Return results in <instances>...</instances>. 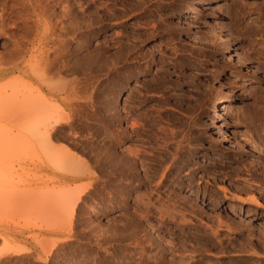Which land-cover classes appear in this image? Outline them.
Instances as JSON below:
<instances>
[{
	"label": "rangeland",
	"instance_id": "obj_1",
	"mask_svg": "<svg viewBox=\"0 0 264 264\" xmlns=\"http://www.w3.org/2000/svg\"><path fill=\"white\" fill-rule=\"evenodd\" d=\"M25 1L8 0L13 13L0 20V51L16 47L23 56L16 58L20 70L0 77V112L1 99L8 103L0 115L34 101V86L39 90L32 94L50 95L67 113L53 130L51 151L64 148L80 178L71 185L45 182L54 175L37 166L46 151L23 125L39 113L19 111L0 122V147L2 133L15 135L22 126L28 132L18 148L0 156V198L12 197L0 201V227L9 235L0 237V264H264V104L258 101L264 98V0H203L194 14L186 10L199 0H39L35 10ZM41 53L53 71L41 65ZM3 59L0 66L12 65ZM49 70L53 75H44ZM55 81L61 86L51 87ZM28 82L30 92L23 87ZM164 170L165 188L180 189L182 195L172 197L188 223L183 213L165 223L140 215L141 200ZM76 183L86 193L74 212L68 206L69 219L51 203L43 206L46 213L34 201L46 197L48 187L74 190ZM19 188L31 202L14 204ZM152 223L158 232L151 230L148 239L143 228Z\"/></svg>",
	"mask_w": 264,
	"mask_h": 264
},
{
	"label": "bare ground",
	"instance_id": "obj_2",
	"mask_svg": "<svg viewBox=\"0 0 264 264\" xmlns=\"http://www.w3.org/2000/svg\"><path fill=\"white\" fill-rule=\"evenodd\" d=\"M12 1V0H11ZM17 1V0H16ZM23 1H25V0H23ZM41 1V0H40ZM8 2V0H0V4L2 5L1 6V10L0 11H2V12H0V15H3V16H1V18H0V20L2 19V17H5V15H7V14H10V13H13V10H14V6L12 7V8H10L9 6H8V4L9 3H7ZM21 2V1H20ZM26 3V5H27V3L29 4V6L28 7H30V5L34 8V10L35 9H38V7H39V5H38V3H39V0H26L25 1ZM24 3V2H23ZM203 3V0H199L198 2H196L193 6H191V7H189L187 10H186V13H188V14H194V13H199L201 10H202V6H201V4ZM17 4V3H16ZM10 5H12V4H10ZM24 5V4H23ZM42 5V4H41ZM18 6V5H17ZM16 6V7H17ZM8 7L10 8V11H9V9H8ZM6 8V9H5ZM23 8V7H22ZM263 8V7H262ZM11 9H13L12 11H11ZM44 9V8H43ZM80 10V9H79ZM235 10V9H234ZM37 11V10H36ZM45 11V10H44ZM44 11H43V13H44ZM263 11V14H264V10H262ZM48 12V11H47ZM78 12V11H77ZM42 13V12H41ZM42 13V14H43ZM79 13V12H78ZM85 13V12H84ZM241 13V12H240ZM45 14V13H44ZM43 14V15H44ZM235 14V13H234ZM13 15V14H12ZM48 15V14H47ZM82 15V14H81ZM261 17H263L264 18V15H260ZM40 20V19H39ZM2 21V20H1ZM8 22V21H7ZM36 24H37V22H36ZM38 25V24H37ZM263 25V24H262ZM2 26H3V23H2ZM5 26V25H4ZM3 26V27H4ZM264 26V25H263ZM262 26V27H263ZM45 27V26H44ZM43 27V28H44ZM261 27V26H260ZM39 28V27H38ZM3 32V31H2ZM263 35V34H262ZM53 36H54V34H53ZM58 36V35H57ZM56 36V37H57ZM61 36V34L59 35V37ZM55 37V36H54ZM51 40H52V38H50ZM56 42V41H55ZM48 43V42H47ZM46 43V44H47ZM54 43V42H53ZM50 44V43H49ZM56 44V43H55ZM65 43H63L62 45L63 46H65V45H67V44H65ZM54 45V44H53ZM57 45V44H56ZM48 47H49V45H48ZM45 48H47L46 46H45ZM56 48H58V47H56ZM263 48V47H262ZM7 49H8V47H7ZM21 49V48H20ZM23 50V49H22ZM21 50V51H22ZM29 50V49H28ZM52 50V49H51ZM264 50V49H263ZM19 50L18 49H16V47L14 48V49H10V50H7V51H5V52H1L0 51V59L3 57L4 59H5V62L7 61V62H12L11 64L12 65H10V66H6V67H2V65L0 66V77H3V76H5V75H7V74H10V73H13V72H15V71H17V70H20V65H21V60H16V58L17 57H19V53H20V51L18 52ZM39 51V50H38ZM41 51V50H40ZM46 51V53H48V51L47 50H45ZM44 51V52H45ZM43 51H42V53H44ZM51 52V51H50ZM58 52V51H57ZM42 53H41V55L40 56H42ZM62 53H64V52H62ZM22 53H20V55H21ZM59 55H61V52H59L58 53ZM46 57H48L46 54H44ZM51 55V54H50ZM31 56V55H30ZM64 56V55H63ZM21 57H23V56H21ZM21 57H19V59L21 58ZM50 57V56H49ZM59 57V56H58ZM92 57V56H91ZM42 58H43V60H44V57L42 56ZM51 58H53V56L51 55ZM50 58V59H51ZM55 58H56V55H55ZM3 59V60H4ZM18 59V58H17ZM46 59H49V58H46ZM45 59V60H46ZM39 60H41V58L39 59ZM45 60H44V62H41V65H43L44 63H47V64H51V66L49 67V65H48V67H49V69L50 68H52L53 66H52V61H50L49 60V62L50 63H48L47 61L45 62ZM52 60V59H51ZM59 59H57V61H58ZM38 61V60H37ZM2 62V61H1ZM6 62V63H7ZM39 62V61H38ZM37 62V63H38ZM43 63V64H42ZM54 63H55V61H54ZM53 63V64H54ZM8 64V63H7ZM31 65H32V63H31ZM30 65V66H31ZM35 65V64H34ZM40 65V64H39ZM45 65V64H44ZM43 65V66H44ZM55 65V64H54ZM58 65V64H57ZM65 65V64H64ZM67 65V64H66ZM261 65L262 64H260L259 66L261 67ZM47 66V65H46ZM46 66H44V67H46ZM33 67V66H32ZM31 67V68H32ZM59 67V66H58ZM68 67V66H67ZM62 67L60 66V70H63V68L61 69ZM65 68V67H64ZM33 69H35L34 67H33ZM40 69V68H39ZM48 69V68H47ZM55 69H57V68H55ZM67 69V68H66ZM260 69V68H259ZM46 69H44V71H45ZM260 70H262V69H260ZM33 72L32 73H34V70H32ZM44 71H42V72H44ZM52 71H53V68H52ZM57 71V70H56ZM55 71V72H56ZM263 71H264V61H263ZM37 74L36 75H38V77L41 79V77H42V73L39 71V70H37V71H35ZM47 73L48 72H51L50 70L49 71H46ZM54 72V73H55ZM60 71H58L56 74H58ZM52 73V75H53V72H51ZM62 73V72H61ZM30 75V74H29ZM44 75H49V73L48 74H44ZM57 76V75H56ZM59 76H60V74H59ZM58 76V77H59ZM23 77V76H22ZM32 77V76H31ZM47 77H49V76H47ZM46 76H45V78H47ZM52 78H53V76H51ZM54 78H55V76H54ZM53 78V79H54ZM60 78H62V77H60ZM35 79V78H34ZM30 81V80H29ZM35 81H37L36 79H35ZM47 81V80H46ZM22 82V81H21ZM23 82H24V80H23ZM29 83V82H28ZM36 83V82H35ZM39 83H41V82H39ZM43 83H46L45 81L43 82ZM56 83V84H55ZM60 83L59 81H55V82H53V83H50V85H51V87H52V84L53 85H55V86H58V84ZM37 84V83H36ZM35 84V85H36ZM42 84V83H41ZM41 84H39V86L41 85ZM48 84V83H47ZM4 85H6V84H4ZM3 84H1V87L2 86H4ZM23 85V84H22ZM28 85H29V88L30 87H32V86H30L31 84L29 83V84H27V87H25V84L23 85V87L24 88H28ZM46 84H44V86H45ZM65 85V84H64ZM76 85H77V83H76ZM75 85V86H76ZM42 86V85H41ZM61 85H59L58 87H60ZM16 87L17 86H15V89L11 92V94H10V97H9V99H7V101L9 102V101H12L13 99H11L12 97V94L14 95V94H16V93H18V89L19 88H17L16 89ZM20 87H21V85H20ZM22 87V88H23ZM36 86H34L33 88L35 89V90H39V89H37V88H35ZM48 87V86H47ZM46 87V88H47ZM23 88V89H24ZM29 88H28V91H29ZM41 88V87H40ZM50 88V87H49ZM57 88V87H56ZM65 88V87H64ZM72 88H73V86H72ZM71 88V89H72ZM77 88V87H76ZM58 89L59 88H57L56 89V91L57 92H60V91H58ZM70 89V90H71ZM26 90V89H25ZM35 90H33L32 88H31V92L29 93V94H31L32 95V97H35L33 100L34 101H32V99L31 98H29L30 100L29 101H31L30 103H28L29 101L27 100V91H26V93H23L22 91V94H24V96H22L23 97V99H25V101H28L27 103V105H25L24 103L22 104H20L19 103V107H17V105H13L12 107H10V111H9V113L5 116L4 114V116L1 118V115H0V122L2 121V120H7V121H9V117H12L13 115H15V113H17V112H19V111H26V110H34L33 112L34 113H32L33 115L35 114V113H41L42 115H44L43 116V118H41L40 117V120L38 121V116H39V114H38V116H36V114H35V119H33V118H30V117H33L32 115L29 117L30 118V120H29V122L27 123V122H25V123H23V125H25V127L26 126H33L35 123V125L33 126V127H30L29 126V131L31 132H27V128H24V126H22V124L20 125V129H21V126H22V129L21 130H18V132H16L15 133V135H13L10 131H7V132H4V133H2V135H1V137L4 139V142H5V146H2V147H0V156H3V155H6V154H8L9 153V151H8V149H10L11 147H12V145H14L15 144V146L17 145V143L19 144L20 142H21V140L24 138V136H25V132L26 133H28V135H31V137L33 138V139H36L37 140V147L39 146L38 144H41V146H39L38 148H40V147H42L43 149H45V151H46V155H45V157L46 158H41V160H40V158H39V161H40V163H37V166L39 167V170L40 171H50L51 173H53L54 175L51 177V178H48L45 182L46 183H48V182H59V183H62V180H64V179H67V183H68V185H71L72 184V182H74V181H78L79 180V176H77V174H79V172H80V170H79V166L77 165V174L75 173H73V169H72V164L74 163V161L73 160H75V159H71L72 158V156H69V155H67V154H65L64 152V148H60V150H57L56 152H52L51 151V149H52V142H54L53 140H52V135H55V134H53L54 132H53V130L55 129V126L56 125H58V124H60L62 121H64L65 119H66V116L63 114V113H66V112H64L63 111V113H61L62 112V105L61 104H58V103H53V102H51V100H50V95H49V97L44 93H40L39 91V93H35V95L34 94H32V91H35ZM41 90V89H40ZM61 90V89H60ZM69 90V89H68ZM20 91V90H19ZM21 92H20V95H21ZM52 92H54V91H52ZM70 92V91H69ZM69 92L67 93V94H69ZM28 94V95H29ZM38 94V95H37ZM49 94V93H48ZM56 94V93H55ZM65 94V93H64ZM263 94V93H262ZM26 95V96H25ZM34 95V96H33ZM52 95V94H51ZM70 95V94H69ZM264 95V94H263ZM263 95H261V98H262V96ZM57 96V95H56ZM61 96V95H60ZM64 96H66V95H64ZM68 96V95H67ZM260 96V95H259ZM13 97H15V96H13ZM31 97V96H30ZM72 97V94L70 95V98ZM20 98V97H19ZM53 98V97H52ZM65 98V97H64ZM64 98H62V99H64ZM69 98V100H68V102H70V100H73V98L72 99H70ZM260 98V97H259ZM55 99H56V97H55ZM67 99H68V97H67ZM6 101V98L5 99H1V102L2 101ZM14 100H18L19 101V99L16 97V99H14ZM264 98L263 99H258V101H261L262 102V105L264 104ZM3 101V102H4ZM67 101V100H66ZM3 102H2V107L1 108H4L5 109V105H8V103H6L5 102V104H3ZM58 102V101H57ZM60 102H61V99H60ZM72 102V101H71ZM62 103H63V101H62ZM73 103V102H72ZM72 103H70V104H72ZM74 103H76V102H74ZM15 104V103H14ZM64 105V104H63ZM69 105V103L66 105V106H68ZM65 106V105H64ZM65 106V107H66ZM72 106V105H71ZM74 106H75V104H74ZM68 107H70V105L68 106ZM64 108V107H63ZM70 108H73V106L72 107H70ZM79 108V107H78ZM264 108V107H263ZM4 109H1V112H2V110H4ZM7 109H8V106H7ZM6 109V110H7ZM76 109V108H75ZM35 110H36V112H35ZM51 110H55V112H53V115H52V112H51ZM65 110V109H64ZM56 111H58L57 113L58 114H56ZM80 111V110H79ZM1 112H0V114H1ZM6 112V111H5ZM48 112H49V114L51 115H49L48 114ZM4 113V112H3ZM45 113L48 115H45ZM59 113H61V114H59ZM55 114V115H54ZM67 114V113H66ZM75 114V113H74ZM78 114H79V112H78ZM21 115H23L22 113H21ZM16 116V115H15ZM69 116V115H68ZM68 116H67V118H68ZM21 117V116H20ZM37 117V118H36ZM45 117V118H44ZM261 118H262V121H263V126L261 127L263 130H264V113L262 112V115L260 116ZM22 118H23V116H22ZM21 118V119H22ZM261 118H260V120H261ZM33 119V120H32ZM38 121V122H35V121ZM68 120H69V118H68ZM22 121H23V119H22ZM73 121V120H72ZM261 121V122H262ZM10 122H11V119H10ZM24 122V121H23ZM30 122H32V123H30ZM11 123H13V122H11ZM10 123V124H11ZM19 123H22V122H19ZM64 123V122H63ZM70 123V122H69ZM73 123V122H72ZM82 123V122H81ZM27 124H29V125H27ZM32 124V125H31ZM65 124V123H64ZM80 124V123H79ZM0 125H1V123H0ZM3 125V124H2ZM17 125V124H16ZM15 125V126H16ZM59 126H61L62 127V124L61 125H59ZM73 126V125H72ZM106 126V125H105ZM60 127V128H61ZM71 127V126H70ZM18 128H19V126H18ZM31 128H32V130H31ZM74 128V127H73ZM109 128V127H108ZM59 129V128H58ZM25 131V132H24ZM82 131V130H81ZM60 132H61V130H60ZM114 133H115V131H114ZM122 133V132H121ZM60 134V133H59ZM99 134V133H98ZM73 135V134H72ZM105 135H107V134H105ZM115 135V134H114ZM76 136V135H75ZM77 136H78V134H77ZM117 136H118V134H117ZM116 136V137H117ZM56 137V136H55ZM110 137V136H109ZM135 137V136H134ZM71 138V137H70ZM103 138V137H102ZM13 139V142H11L10 143V140H12ZM25 139V138H24ZM109 139V138H108ZM35 140V141H36ZM55 140V139H54ZM122 140V139H121ZM57 141V140H56ZM105 141V140H104ZM260 141L264 144V133H262V135L260 136ZM39 142V143H38ZM76 143V142H75ZM117 143V142H116ZM21 144V143H20ZM109 144H111V143H109ZM22 146V145H21ZM62 146V145H61ZM112 146V145H111ZM14 147V146H13ZM17 148L19 147V146H16ZM115 147V146H114ZM129 148V147H128ZM132 148V147H131ZM66 149V148H65ZM68 149L69 148H67V150L66 151H68ZM97 149V148H96ZM115 149V148H114ZM137 149V148H136ZM139 149V148H138ZM11 150V149H10ZM20 150H22V148H20ZM34 150V149H33ZM55 150V149H54ZM141 150V149H140ZM110 151H111V149H110ZM134 151V150H133ZM139 151V150H138ZM12 152H13V150H12ZM72 152V151H71ZM70 152V153H71ZM137 151L135 150V153H136ZM67 153V152H66ZM108 153V152H107ZM131 153H133L132 151H131ZM138 153V152H137ZM26 154V153H25ZM106 154V153H105ZM117 154V153H116ZM119 154V153H118ZM125 154V153H124ZM36 155H37V153H36ZM73 155V154H72ZM78 155V154H77ZM38 156V155H37ZM79 156V155H78ZM115 156V155H114ZM137 156V155H136ZM136 156H135V158H136ZM35 158H37V157H35ZM70 158V159H69ZM118 158V157H117ZM78 160H79V158H78ZM137 160V159H136ZM131 161V160H130ZM82 162V161H81ZM69 163H71V165L72 166H70V164ZM127 163V162H126ZM83 164V163H82ZM81 165V164H80ZM135 165V164H134ZM69 166V167H68ZM111 166V165H110ZM156 166H158V165H156ZM68 168V170L66 171V169ZM71 167V168H70ZM83 167V166H82ZM167 167V166H166ZM165 167V168H166ZM170 167V166H169ZM175 167V166H174ZM74 168H76V167H74ZM154 168V167H153ZM164 168V169H165ZM173 168V167H172ZM167 169V168H166ZM165 169V170H166ZM170 169V168H169ZM69 170H72V171H70L69 172ZM75 170V171H76ZM82 170V169H81ZM93 170V169H92ZM126 170V169H125ZM151 170H152V168H151ZM164 170V172L163 173H161L160 174V178H158V180H157V182H156V187L154 188V189H152L151 191H150V194H148L149 196L147 197L146 196V200H141V206H142V214H140V215H142V218L145 220V219H150L151 217H157L159 220H161L162 222H166V221H171L172 219H174L175 218V216L176 215H178V214H180V213H183V217L185 218V212H184V210H185V208L184 207H181L180 206V202H178V199L177 200H175L172 196V194H174L176 197H178V196H181L182 194H180L181 192H180V189H178V188H176V187H174V185L173 184H169V185H166V187L167 188H165V184H164V182H166L165 181V179H166V176H168L167 175V172ZM168 170V169H167ZM88 171V170H87ZM115 171V170H114ZM147 171V170H146ZM155 171V170H154ZM163 171V170H162ZM65 172H69V173H71V174H73L72 176H68ZM93 172V171H92ZM119 172V171H118ZM127 172V171H126ZM169 172H170V170H169ZM172 172V171H171ZM253 173H254V171H252ZM256 172V171H255ZM46 173V172H45ZM68 173V174H69ZM84 173V172H83ZM115 173V172H114ZM122 173V172H121ZM130 173V172H129ZM134 173V172H133ZM151 173V172H150ZM157 173V172H156ZM85 174V173H84ZM89 174H90V172H89ZM135 174V173H134ZM254 174H257V173H254ZM253 174V176H255ZM38 175V174H37ZM123 175H124V173H123ZM125 175H127V174H125ZM139 175V174H138ZM153 175V174H152ZM158 175H159V173H158ZM35 176V175H34ZM39 176H40V174H39ZM48 176V175H47ZM112 176V175H111ZM129 176H130V174H129ZM132 176V175H131ZM135 176V175H134ZM157 176V175H156ZM128 177V176H127ZM143 177V176H142ZM147 177V176H146ZM34 178H37V177H34ZM47 178V177H46ZM121 178V177H120ZM155 178V177H154ZM115 179V178H114ZM118 179V178H117ZM124 179V178H123ZM138 179V178H137ZM148 179V181H152L153 179L152 178H147ZM51 180V181H50ZM121 180V179H120ZM126 180V179H125ZM127 180H130V179H127ZM131 180H133V179H131ZM134 180H135V178H134ZM133 180V181H134ZM142 180V179H141ZM21 181V180H20ZM20 181H19V183H20ZM119 181V180H118ZM156 181V180H155ZM174 181V180H173ZM175 181H176V179H175ZM28 182V181H27ZM26 182V180L25 181H23L22 182V184H26L27 183ZM124 182H126V181H124ZM128 182V181H127ZM126 182V183H127ZM139 182V181H138ZM144 182V181H143ZM66 183V184H67ZM112 183V182H111ZM116 183V182H115ZM119 183V182H118ZM134 183V182H133ZM145 183H146V181H145ZM184 183V182H183ZM77 184V183H76ZM79 184V183H78ZM77 184V186L79 187H77L78 189H74L73 190V188L71 189V187H68V186H64V185H60V187L58 188V189H55V190H50V188L51 187H48L49 188V191H51V192H49L48 191V189L47 190H45V192H46V197L44 196V198L42 197L41 199H39V200H36V199H34V201H36V203L39 205V206H41L40 208L41 209H44V208H47V206L46 207H43V206H45V205H49L50 203H51V205H53V208L55 209L56 208V211L55 212H57L58 211V216L59 217H63L65 214H66V211L68 212V210H67V208H68V206L70 207V209H71V207L73 206V208H72V212H74L75 211V206L77 205V203H78V201H80L81 199H83L82 197H84L83 195H84V193H86V189H85V185H84V189H82V188H80V186L82 185H78ZM124 184V183H123ZM140 184V182L138 183V185ZM151 183L149 182V185H150ZM263 184V183H262ZM29 185V183L28 184H26V187ZM34 185V184H33ZM49 185V184H48ZM51 185V184H50ZM53 185V184H52ZM73 185H74V183H73ZM99 185V184H98ZM101 185V184H100ZM134 185V184H133ZM138 185H135V186H138ZM148 185V186H149ZM154 185V184H153ZM184 185V184H183ZM35 186V185H34ZM56 186V185H55ZM55 186H53V188L55 187ZM59 186V185H58ZM124 186V185H123ZM132 186V185H131ZM140 186V185H139ZM155 186V185H154ZM180 186H181V184H180ZM74 188L76 187V185L75 186H73ZM87 187H88V185H87ZM89 187H90V185H89ZM141 187V186H140ZM162 187H164L165 188V190L164 191H162L161 190V188ZM184 187V186H183ZM52 188V189H53ZM113 188H114V186H113ZM132 188V187H131ZM149 188V187H148ZM29 189H31V187H29ZM28 189V187H27V190H29ZM45 189V188H44ZM117 189H118V187H117ZM117 189H115L116 191H117ZM135 189V188H134ZM27 190H25L24 188H19L18 189V191H19V194L17 195H15L14 196V198H13V202H14V204H15V201L16 202H21L22 204L27 200V202H28V198L30 197V193H28V191ZM32 191H35V190H33V189H31ZM122 190V189H121ZM131 190V189H130ZM246 190V189H245ZM249 190H251V188L249 189ZM31 191V192H32ZM129 191V190H128ZM132 191V190H131ZM223 191H224V194H225V196H227V193H228V190H226L225 188H223ZM251 191H253V190H251ZM47 192H49V193H47ZM139 192V191H138ZM15 193V192H14ZM17 193V192H16ZM123 193V192H122ZM130 193V192H129ZM143 193V192H142ZM142 193H140V194H142ZM13 194V193H12ZM35 194V193H34ZM14 195V194H13ZM122 195V194H121ZM146 195V194H145ZM234 195V194H233ZM1 196H4V194L3 195H1ZM139 196V195H138ZM155 196H157V197H155ZM241 196V195H240ZM7 197V198H6ZM6 197L4 196V197H2V198H0L1 200V202H2V200L3 199H6L5 201H7V199L9 198V197H11L10 195H9V197L6 195ZM34 197V196H33ZM155 197V200H153V198ZM137 198V197H136ZM143 198V197H142ZM182 200H183V202H188L187 201V198L186 197H180ZM240 198V197H239ZM242 198H244V200H251V198H245V197H242ZM33 199V198H32ZM31 199V200H32ZM44 199V200H43ZM8 200H12V197L11 198H9ZM139 200V199H138ZM240 200V199H239ZM243 200V199H242ZM243 200V201H244ZM34 201H32V203L34 202ZM136 201H137V199H136ZM181 201V200H180ZM242 201V202H243ZM12 201H10L9 203H11ZM27 202H25V203H27ZM29 202H31L30 200H29ZM83 202V201H82ZM82 202H80V203H82ZM87 202V201H86ZM246 202V201H245ZM5 203V202H4ZM4 203H2L3 205H5ZM7 203V202H6ZM32 203H30V204H32ZM34 204V203H33ZM32 204V205H33ZM79 204V203H78ZM183 204H185V205H187L186 203H183ZM9 205H11V204H9ZM26 205V204H25ZM28 205V204H27ZM36 205V204H35ZM34 205V206H35ZM50 205V206H51ZM72 205V206H71ZM12 207V206H11ZM21 207V206H20ZM27 207V206H26ZM52 207V206H51ZM82 207V206H81ZM129 207V206H128ZM186 207V206H185ZM13 208V207H12ZM23 208V207H22ZM39 207H38V209H40ZM48 208H49V206H48ZM14 209V208H13ZM26 209H28V207L26 208ZM26 209L24 208L23 210H24V213H25V211H26ZM77 209H79L78 207H77ZM138 209V208H137ZM136 209V210H137ZM36 210V209H35ZM45 210V209H44ZM47 210V209H46ZM45 210V211H46ZM52 210V209H51ZM80 210V209H79ZM140 210V209H139ZM155 210V211H154ZM42 211V210H41ZM82 211V210H81ZM40 212V211H39ZM44 212V211H43ZM46 213H47V211H46ZM45 212H44V214H46ZM69 213V212H68ZM80 213V212H79ZM139 213V212H138ZM185 213V214H184ZM54 214V213H53ZM52 214V215H53ZM76 214H78V213H76ZM227 214V213H226ZM18 215H19V213H18ZM26 215V214H25ZM67 215L68 214H66V217H67ZM80 215V214H79ZM139 215V216H140ZM76 216V215H75ZM70 217V216H69ZM69 217H67L68 219H69ZM73 217V216H72ZM141 218V217H140ZM61 219V218H60ZM77 219V218H76ZM79 219V218H78ZM148 219V220H149ZM176 219V218H175ZM50 220V219H49ZM66 220V219H65ZM142 220V219H141ZM158 220V221H159ZM56 221H58V220H56ZM69 221V220H68ZM73 221V220H72ZM150 221V220H149ZM184 221H189L188 219H186L185 218V220ZM54 222V221H53ZM70 222H71V220H70ZM54 223H56V222H54ZM64 223V222H63ZM180 223H185V222H180ZM188 223V222H187ZM70 224V223H69ZM68 224V225H69ZM135 224V223H134ZM183 225V224H182ZM136 226V225H135ZM149 227H151V229H148ZM157 227V224L156 223H152L151 225H147L146 226V228H143V230H145L146 231V236L148 237V239H153V236H152V232H151V230H154V232L156 231V228ZM212 227V226H211ZM67 228V227H66ZM69 228V227H68ZM62 229V228H61ZM65 229V228H64ZM5 230V229H4ZM56 230V229H55ZM72 230V229H71ZM122 230V229H121ZM156 232H158V231H156ZM6 232H3V230L1 229V227H0V237H7V236H9L8 234L6 235L5 234ZM43 233V232H42ZM41 233V234H42ZM45 233V232H44ZM121 233V232H120ZM123 233V232H122ZM121 233V234H122ZM128 233V232H127ZM126 233V234H127ZM143 233V232H142ZM215 234V233H214ZM13 235V234H12ZM123 235V234H122ZM136 236V235H135ZM135 236L133 237V238H135ZM138 236V235H137ZM145 236V235H144ZM139 237H140V235H139ZM11 238V237H10ZM61 241V240H60ZM154 241H155V239H154ZM4 242V241H3ZM6 242V241H5ZM4 242V243H5ZM46 242V241H45ZM3 243V244H4ZM5 244H7V242L5 243ZM9 244V243H8ZM45 245V244H44ZM9 246V245H8ZM54 246H55V244H54ZM6 247H7V245H6ZM47 247V246H46ZM45 247V248H46ZM49 247V246H48ZM53 248V247H52ZM19 250H21L20 248L18 249V251ZM23 251H24V249H22ZM47 250V249H46ZM21 252V251H20ZM51 252V251H50Z\"/></svg>",
	"mask_w": 264,
	"mask_h": 264
}]
</instances>
